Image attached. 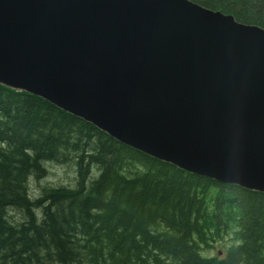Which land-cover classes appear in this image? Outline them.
Wrapping results in <instances>:
<instances>
[{
    "label": "water",
    "instance_id": "95a60500",
    "mask_svg": "<svg viewBox=\"0 0 264 264\" xmlns=\"http://www.w3.org/2000/svg\"><path fill=\"white\" fill-rule=\"evenodd\" d=\"M0 83L188 173L264 193L258 25L190 0H0Z\"/></svg>",
    "mask_w": 264,
    "mask_h": 264
},
{
    "label": "trees",
    "instance_id": "16d2710c",
    "mask_svg": "<svg viewBox=\"0 0 264 264\" xmlns=\"http://www.w3.org/2000/svg\"><path fill=\"white\" fill-rule=\"evenodd\" d=\"M190 1L264 28V0ZM69 161L73 187L31 198L29 176ZM220 233L232 237L224 255H201ZM0 264H264V193L188 173L0 83Z\"/></svg>",
    "mask_w": 264,
    "mask_h": 264
},
{
    "label": "rangeland",
    "instance_id": "374dc122",
    "mask_svg": "<svg viewBox=\"0 0 264 264\" xmlns=\"http://www.w3.org/2000/svg\"><path fill=\"white\" fill-rule=\"evenodd\" d=\"M45 172L44 175L36 178L31 175L27 179V189L31 198H36L39 196L44 188L57 187V186H67L73 187L75 181V165L73 162L69 161L67 163H54V162H44L43 163ZM91 174L95 175V168H91ZM38 212V211H36ZM9 213L16 220L20 221L22 219V213L18 210L9 209ZM230 233H220L218 238H214L211 241V247L204 249L200 254L205 257H220L224 255L225 249L231 245ZM207 251V252H206ZM219 252V254H217Z\"/></svg>",
    "mask_w": 264,
    "mask_h": 264
},
{
    "label": "bare ground",
    "instance_id": "6f19581e",
    "mask_svg": "<svg viewBox=\"0 0 264 264\" xmlns=\"http://www.w3.org/2000/svg\"><path fill=\"white\" fill-rule=\"evenodd\" d=\"M67 187V186H66ZM207 252V251H206Z\"/></svg>",
    "mask_w": 264,
    "mask_h": 264
},
{
    "label": "flooded vegetation",
    "instance_id": "af4514ba",
    "mask_svg": "<svg viewBox=\"0 0 264 264\" xmlns=\"http://www.w3.org/2000/svg\"><path fill=\"white\" fill-rule=\"evenodd\" d=\"M218 253V252H217Z\"/></svg>",
    "mask_w": 264,
    "mask_h": 264
}]
</instances>
